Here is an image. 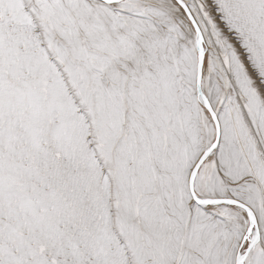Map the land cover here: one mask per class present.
Listing matches in <instances>:
<instances>
[{"label": "snow or ice", "instance_id": "snow-or-ice-1", "mask_svg": "<svg viewBox=\"0 0 264 264\" xmlns=\"http://www.w3.org/2000/svg\"><path fill=\"white\" fill-rule=\"evenodd\" d=\"M0 264H264V0H0Z\"/></svg>", "mask_w": 264, "mask_h": 264}]
</instances>
